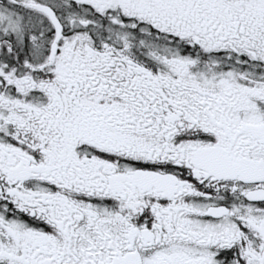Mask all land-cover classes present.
<instances>
[{
    "label": "flooded vegetation",
    "instance_id": "1",
    "mask_svg": "<svg viewBox=\"0 0 264 264\" xmlns=\"http://www.w3.org/2000/svg\"><path fill=\"white\" fill-rule=\"evenodd\" d=\"M3 8L0 264H264V0Z\"/></svg>",
    "mask_w": 264,
    "mask_h": 264
},
{
    "label": "rangeland",
    "instance_id": "2",
    "mask_svg": "<svg viewBox=\"0 0 264 264\" xmlns=\"http://www.w3.org/2000/svg\"><path fill=\"white\" fill-rule=\"evenodd\" d=\"M3 11H5L4 8L0 9L1 29L4 27L3 25H5L7 27H12L14 29L16 28L15 30H17L16 31L17 37L22 36V37L25 38V41H26V38L27 39L28 38L31 39V34L29 32V29L25 28V25L26 24L28 25V20H27L28 17L16 16L14 13L11 14V13H7V12H3ZM22 25H24V28H22ZM29 50L34 51L36 57L40 56V54L43 52V49H40V48H37V47L32 48L31 44H30ZM25 75L29 76L30 73H27ZM41 80H42V78H40L39 82ZM21 82H24V79L21 80ZM48 88L53 89L55 87H54V85H49V86L45 85L43 87H40V86L36 85V87H35V90L40 89L45 94L46 103H42V105H41L42 107L40 105H35L34 101H29L28 102L25 99V97H24L25 93L21 89H18V92H17V95H19V96L15 97L13 99L16 102L17 106L20 105V106H28V107H30L28 104L32 105V107H30L29 109H33L34 113L36 111H39L40 112L39 120H41L43 115H48L49 114L48 113V106L52 104V101H48L49 97L47 95H50V93L48 91ZM85 98H86V100H83L84 102L102 105L103 107H101V109L106 107L108 105V103L110 102L107 95H105L103 97H98V96L89 97V96H86L83 99H85ZM98 99L100 100V102H98ZM116 105L118 106L119 103L116 102ZM1 108L4 110L6 108V106H4L2 104ZM83 113H84V110H83ZM73 114H74L73 113V109L71 107L70 109L63 111L62 115L60 117H58V118H59L60 121L69 120V122H70V121H73L75 119L74 117L69 118ZM76 115H78V113H76ZM52 121H54V118L50 119V122H52ZM50 132H52V127L51 126H50ZM117 209H121L122 210L121 205L118 204V203H117L116 206H114V211L112 212L111 216L108 215L106 217L107 218L106 221L111 220L112 225H111L110 231L113 234L114 238L121 240V235L123 233V228H124L123 212L122 213H118L116 211Z\"/></svg>",
    "mask_w": 264,
    "mask_h": 264
},
{
    "label": "water",
    "instance_id": "3",
    "mask_svg": "<svg viewBox=\"0 0 264 264\" xmlns=\"http://www.w3.org/2000/svg\"><path fill=\"white\" fill-rule=\"evenodd\" d=\"M43 10L46 11L49 14V18L55 24V26H58V22L55 19L54 15H53V12L50 9H48V8H43ZM122 260H123L122 258L117 259L113 264H123Z\"/></svg>",
    "mask_w": 264,
    "mask_h": 264
}]
</instances>
